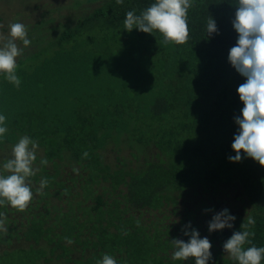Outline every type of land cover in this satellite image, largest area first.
Returning <instances> with one entry per match:
<instances>
[{"label": "trees", "instance_id": "16d2710c", "mask_svg": "<svg viewBox=\"0 0 264 264\" xmlns=\"http://www.w3.org/2000/svg\"><path fill=\"white\" fill-rule=\"evenodd\" d=\"M55 2L64 5L51 1L42 13L61 9ZM99 2L61 22L44 14L23 19L28 33L41 18L60 33L49 45L22 48L19 87L0 73L8 129L0 149L25 135L41 149L28 208L0 207L7 217L0 264H97L104 254L117 264H195L174 260L171 240L187 242L181 229L191 222L199 231L198 211L209 207L236 219L233 228L211 232L208 264H238L221 246L251 216L252 243L264 247V167L243 152L239 162L228 159L244 107L237 88L246 81L228 60L238 39L237 0H193L184 44L125 29L128 11L139 15L155 0ZM43 4L31 14L39 16ZM210 16L219 34H207ZM42 178L49 184L38 192Z\"/></svg>", "mask_w": 264, "mask_h": 264}, {"label": "clouds", "instance_id": "9594fccd", "mask_svg": "<svg viewBox=\"0 0 264 264\" xmlns=\"http://www.w3.org/2000/svg\"><path fill=\"white\" fill-rule=\"evenodd\" d=\"M123 2L124 0H116L118 5ZM236 3L232 26L238 33V39L229 50L228 60L246 81L237 88L244 107L241 115L234 118L239 126L231 145L236 155L229 156L228 159L230 162H239L243 152L246 157L264 167V0H237ZM191 7L193 0H155L139 15L135 9L128 11L124 27L129 32L133 28L144 33H153L155 30L162 34L164 44H184L189 38L188 10ZM9 27L10 38L0 35V41H4L0 46V73L4 74L9 83L19 87L21 80L17 75V57L23 54V50L16 41H22L25 47L31 41L27 38L28 29L23 23H12ZM207 34H219L211 16L207 21ZM6 119L5 115L0 114V138L8 131ZM38 147V142L27 135L20 137L12 147V158L3 163V171H0V207L10 205L20 212L28 208L33 199L28 178L38 170L34 168ZM88 155V152L83 153L84 158ZM40 163L46 165L47 160L41 159ZM48 184L47 178H42L37 191H42ZM211 211L213 210L205 209V212ZM6 219V214L0 212V231H7ZM235 219L229 209L225 208L212 216L208 222V231L231 229ZM254 224L255 219L248 216L246 223L241 225L243 230L233 232L223 244L224 251L238 261V264H261L264 261V247H257L252 243L251 237L255 234L248 230ZM137 225L139 226V221ZM181 231L190 239L187 242L179 238L171 240L175 247L172 258L184 261L194 258L195 264H208L212 258L210 240L207 237L200 238L199 231L192 227L191 222L184 225ZM65 239L69 244L73 242L67 237ZM97 264H117V261L113 256L104 254Z\"/></svg>", "mask_w": 264, "mask_h": 264}, {"label": "rangeland", "instance_id": "374dc122", "mask_svg": "<svg viewBox=\"0 0 264 264\" xmlns=\"http://www.w3.org/2000/svg\"><path fill=\"white\" fill-rule=\"evenodd\" d=\"M51 1H55V0H24L23 2H21V0H0V5L2 7V10H0V15H6L5 18L7 19V25L1 24L0 23V27L1 29V35L5 38H10L9 37V32H10V25L12 23H16L15 20H18L19 23H22L23 19L24 21H29V22H34L36 20H38L40 18V16L42 14L44 15H51L53 17H56V21L57 22H61V21H65V18H71V14L75 15L76 13H78V15H80L83 10H79L80 8L86 9L88 8V6H97L100 2V0H95L94 2H87L88 0H58L59 2H63L64 5L62 4H58V2H55L56 8H61L58 9L56 13H54L53 11L49 12H45L42 13V11H46L51 9L50 6V2ZM70 2V5L73 7L72 9L68 8V3ZM102 1V0H101ZM44 4L40 7L41 12H39V16H33V14H31V6L32 5H38L39 3H43ZM87 2V3H86ZM28 5V7L26 8L25 11L22 12L23 7L22 6H26ZM64 7V8H62ZM29 9V10H27ZM25 12V16L22 15V13ZM39 17V18H38ZM42 17V16H41ZM78 17V16H75ZM51 18H46V19H40L41 21L34 23V25L29 29V33L28 35L30 36L31 39V43L35 44V45H39L42 42H44L45 45H49L51 44L54 39L58 36H54L55 34L60 33V30L57 29L55 30L52 26V23L50 21ZM41 27L42 30L44 31H39V28ZM2 44L4 41H0ZM0 43V44H1ZM17 45L19 48H23L26 49V47L23 45V43L19 40L16 41ZM49 43V44H48ZM32 44V45H33ZM2 46V45H0ZM29 47V46H28ZM31 49V48H30ZM33 56V54L29 55ZM15 145V144H14ZM14 145H10V146H6L3 149H0V162H2L3 160H8L10 158H12V147ZM40 152V148H38ZM36 152V154H38ZM105 153L107 155V158L112 159L113 163H115V159H114V155L111 156V151L109 150V148H107L105 150ZM125 154V153H122ZM3 166V165H2ZM199 199V196L196 198V200ZM232 197L228 198V200H231ZM205 202L207 199H204ZM208 202V201H207ZM197 206H199L200 204H196ZM205 209H212L213 211L211 212H205ZM199 213L197 214V223L201 221L200 223V227H199V233H200V238H204L207 237L209 238L211 236V232L208 231V222L212 219L213 214H215V212H218V210L213 209V208H201L198 211ZM145 216H147V214L145 213ZM22 244V243H20ZM221 248H223V246H221ZM64 261L63 259H57L56 261H53V263L55 264H62ZM195 262V261H194Z\"/></svg>", "mask_w": 264, "mask_h": 264}, {"label": "bare ground", "instance_id": "6f19581e", "mask_svg": "<svg viewBox=\"0 0 264 264\" xmlns=\"http://www.w3.org/2000/svg\"><path fill=\"white\" fill-rule=\"evenodd\" d=\"M119 159V158H118Z\"/></svg>", "mask_w": 264, "mask_h": 264}]
</instances>
